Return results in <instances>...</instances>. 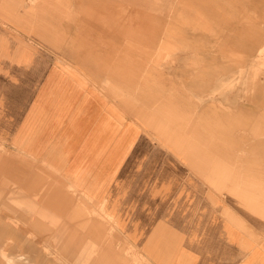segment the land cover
Wrapping results in <instances>:
<instances>
[{
    "label": "rangeland",
    "instance_id": "obj_1",
    "mask_svg": "<svg viewBox=\"0 0 264 264\" xmlns=\"http://www.w3.org/2000/svg\"><path fill=\"white\" fill-rule=\"evenodd\" d=\"M16 7L18 26L27 22L36 34L48 35L50 48L81 51L69 60L95 67L97 80L133 114L159 120L164 111L183 107L170 114L180 126L171 132L200 142L194 154L206 163L193 169L147 135L144 145L157 148L161 161L181 163L184 177L221 197L222 211L245 215L247 226L264 231V215L209 183L225 174V184L246 186L252 200L264 204V0H16ZM178 93L185 105L173 104ZM197 95L214 98L216 114H202L207 100ZM113 158L120 160L119 154ZM33 174H40L47 199L56 179L0 145V264H148L116 236V223L101 203L92 218L102 229L96 246L79 225L88 204L83 211L67 204L56 227L32 223L34 216L15 199L26 193ZM105 239L115 258H102ZM92 248L94 254H87Z\"/></svg>",
    "mask_w": 264,
    "mask_h": 264
},
{
    "label": "crops",
    "instance_id": "obj_2",
    "mask_svg": "<svg viewBox=\"0 0 264 264\" xmlns=\"http://www.w3.org/2000/svg\"><path fill=\"white\" fill-rule=\"evenodd\" d=\"M16 8V0H0V145L57 184L46 199L40 174L30 176L26 193L15 201L34 216L31 222L56 227L67 204L79 210L88 204V210H80L86 218L79 225L96 246L102 229L92 218L101 203L104 215L116 223V236L148 264H264V231L247 226L245 215L222 211L221 197L205 194L198 179L184 177L181 163L198 170L207 160L194 154L200 142L176 139L171 132L180 126L170 114H181L183 107L164 111L159 120L133 114L97 80L95 67L69 60L82 56L81 51L50 48L48 35L36 34L27 22L18 26ZM32 18L37 22V16ZM196 98L207 100L202 114H216L214 98ZM173 100L185 105L187 99L178 93ZM155 122L161 123L158 130L152 128ZM145 135L181 163L161 161L157 148L144 145ZM116 154L120 160L114 161ZM220 176H210L209 183L264 215V204L252 200L246 186L227 185L226 175ZM102 243V258H115L108 240Z\"/></svg>",
    "mask_w": 264,
    "mask_h": 264
},
{
    "label": "bare ground",
    "instance_id": "obj_3",
    "mask_svg": "<svg viewBox=\"0 0 264 264\" xmlns=\"http://www.w3.org/2000/svg\"><path fill=\"white\" fill-rule=\"evenodd\" d=\"M260 48H261V47H260ZM257 51H258V50H257ZM255 56H256V55H255ZM253 59H254V58H253ZM177 108H178V107H177ZM155 120H157V119H155ZM155 120H154V121H155ZM141 121H142V120H141ZM162 121H163V120H162ZM148 122H150V121H148ZM148 122H147V123H148ZM166 122H167V121H166ZM160 125H161L160 122H155V123L153 124L152 128H153V127H156V129H157ZM149 127H150V126H149ZM163 127H164V126H163ZM163 127H162V128H163ZM162 128H161V129H162ZM164 128H165V127H164ZM161 129H160L159 131H163V130H161ZM157 130H158V129H157ZM157 130H156V131H157ZM170 130H171V128H170ZM152 131H153V130H152ZM159 131H158V132H159ZM169 135H170V134H169ZM169 135H168V136H169ZM162 140H163V139H162ZM164 140L167 142V141L169 140V138H168V137H165ZM168 142H169V141H168ZM174 142H175V140H174ZM169 143H170V142H169ZM163 144H164V143H163ZM174 144H175V143H174ZM175 145H176V144H175ZM166 146H167V145H166ZM176 147H177V146H175V148H176ZM166 148H168V147H166ZM173 148H174V147H173ZM175 148H174V149H175ZM171 150H172V149H171ZM172 151H173V150H172ZM179 151H180V150H179ZM179 156H180V155H179ZM52 222H53V220H52ZM103 258H104V256H103Z\"/></svg>",
    "mask_w": 264,
    "mask_h": 264
}]
</instances>
